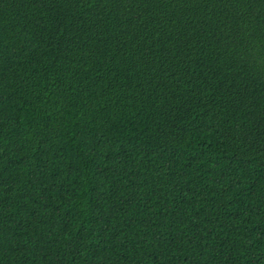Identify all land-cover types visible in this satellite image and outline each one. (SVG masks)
<instances>
[{
	"label": "trees",
	"instance_id": "1",
	"mask_svg": "<svg viewBox=\"0 0 264 264\" xmlns=\"http://www.w3.org/2000/svg\"><path fill=\"white\" fill-rule=\"evenodd\" d=\"M0 264H264V0H0Z\"/></svg>",
	"mask_w": 264,
	"mask_h": 264
}]
</instances>
